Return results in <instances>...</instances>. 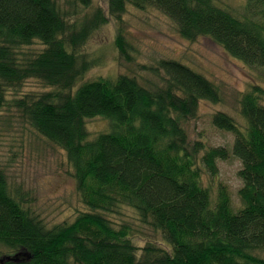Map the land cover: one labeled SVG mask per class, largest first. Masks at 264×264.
Listing matches in <instances>:
<instances>
[{
  "label": "trees",
  "instance_id": "16d2710c",
  "mask_svg": "<svg viewBox=\"0 0 264 264\" xmlns=\"http://www.w3.org/2000/svg\"><path fill=\"white\" fill-rule=\"evenodd\" d=\"M106 1L108 12L90 15L92 0H0V112L9 106L8 90L20 91L29 79L55 89L15 99V107L66 151L87 208L74 222L48 228L12 196L0 169V264H264V86L253 85L239 101L244 130L224 112L213 116L235 134L243 181L237 211L224 186L213 204L202 179L203 170L218 173L229 151L201 157L204 144H191L183 127L202 100L221 101L213 81L173 60L160 61L166 78L154 88L129 74L85 79L102 60L87 50L91 35L108 14L121 21L129 4L159 10L186 40L210 37L264 80V0H248L245 18L219 0ZM37 41L43 49L36 56L20 52ZM115 42L128 59L122 31ZM95 117L109 129L89 140L86 120ZM121 207L160 231L169 249L137 246L131 227L107 215Z\"/></svg>",
  "mask_w": 264,
  "mask_h": 264
},
{
  "label": "rangeland",
  "instance_id": "374dc122",
  "mask_svg": "<svg viewBox=\"0 0 264 264\" xmlns=\"http://www.w3.org/2000/svg\"><path fill=\"white\" fill-rule=\"evenodd\" d=\"M92 1L88 14H93L95 8L108 12L106 0ZM247 2L219 0L221 6L242 18L246 16ZM106 17L107 23L91 35L90 44L86 46L102 60L99 66L86 74L85 79L116 78L120 74H129L137 77L145 86L154 88L163 86L166 78V71L159 66L160 61L173 60L187 64L213 81L220 92L221 101L202 100L197 115L184 121L183 127L191 144H204L201 157L205 151L213 148L229 151L226 159L217 161L218 173L215 176L203 170V185L210 190L213 204L217 201L219 188L224 186L231 196L233 209H241L239 190L243 181L239 171L242 163L232 154L235 134L214 125L213 116L217 112H224L244 130L247 123L240 113L239 101L253 85L264 86L261 71L232 57L210 37L186 40L180 35L177 25L155 8L142 10L128 4L121 21L109 14ZM119 31L125 34L130 44L128 59L120 54L115 42ZM42 49V44L37 41L20 52L34 55ZM52 90L55 89L39 80L29 79L20 91L8 90L9 106L0 112V169L7 176L12 196L17 197L48 228L72 223L80 212L87 209L81 201L75 171L66 151L34 129L15 107V99L27 95L38 98ZM260 101L264 105V96ZM86 129L89 140H93L98 134L106 132L109 124L102 117H95L86 120ZM107 215L118 227L129 225L132 240L140 248L152 243L169 249L162 233L143 224L133 209L121 207Z\"/></svg>",
  "mask_w": 264,
  "mask_h": 264
}]
</instances>
